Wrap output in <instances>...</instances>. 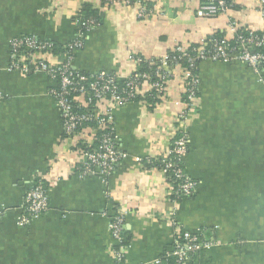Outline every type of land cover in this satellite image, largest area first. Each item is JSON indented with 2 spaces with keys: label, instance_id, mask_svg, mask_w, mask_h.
<instances>
[{
  "label": "crops",
  "instance_id": "obj_1",
  "mask_svg": "<svg viewBox=\"0 0 264 264\" xmlns=\"http://www.w3.org/2000/svg\"><path fill=\"white\" fill-rule=\"evenodd\" d=\"M144 1L153 11L145 19L136 6L103 7L101 0H0V264H118L109 227L116 207L128 211L122 264H170L172 220L213 243L189 264H264V82L250 67L198 66V105L187 122L184 162L196 189L187 197L171 195L165 173L138 161L164 156L177 133L184 110L180 68L156 106L142 99L113 110L128 157L105 184L100 176L76 173L81 157L64 136L51 94L55 82L10 67L11 40L34 35L65 45L86 4L104 15L73 61L89 74L128 77L137 69L133 56L164 57L177 44L188 47L218 32L232 38L231 21L240 29L264 28V0H236L238 8L205 18L197 16L204 0ZM81 136L93 142L90 129ZM39 178L48 183L50 209L20 226L26 193Z\"/></svg>",
  "mask_w": 264,
  "mask_h": 264
},
{
  "label": "built area",
  "instance_id": "obj_2",
  "mask_svg": "<svg viewBox=\"0 0 264 264\" xmlns=\"http://www.w3.org/2000/svg\"><path fill=\"white\" fill-rule=\"evenodd\" d=\"M106 6L123 4L136 6L140 19L153 15L152 8H148L144 0H101ZM232 5L226 0L203 1L197 10L199 17H216L227 14ZM264 18V1L259 8ZM77 29L73 40L64 45V52L58 55L52 52L54 41L39 39L37 36H20L10 42L11 69L23 74L45 73L54 82L55 87L51 94L57 104L63 120L64 136L72 139L76 146L90 144L81 136L82 127L89 121H97V127L90 130L93 137L101 130L98 136V147L94 149H82L81 162L75 168L81 177L100 176L105 184L113 175L116 167L127 159V153L121 149L115 127L113 110L129 103L136 102L140 96H146L153 91L157 92L161 99L165 97L167 83L172 78L176 68L182 70L184 82V110L178 115L177 133L172 140L169 149L164 155L162 170L169 183L170 190L178 197L190 196L196 189V183L185 172L184 162L189 151V133L187 122L191 113L198 105V91L200 77L196 72L201 62L240 63L250 67L259 79L264 82V28L260 31L245 28L240 29L235 22L229 23V28L234 33L232 38L226 36L211 35L189 51L182 44L175 46L173 55L147 59L151 65H156V76L160 81H152V74L134 71L128 77H120L108 72H97L87 77L81 71L73 68L75 55L84 47L87 34L96 30L99 24L93 20L76 21ZM81 27V28H79ZM85 30V32L83 31ZM88 36V35H87ZM48 57H55L57 62H51ZM136 64L143 61L140 55L133 56ZM155 59L159 63H155ZM186 62V66L183 65ZM125 81L121 85L120 82ZM87 100H97L106 104V111L97 109L94 113L83 114L76 111L73 94ZM1 100V96H0ZM98 134V133H97ZM79 139V140H78ZM151 162V159H147ZM138 161L143 164L144 159ZM50 209L49 188L45 180L39 178L27 191L24 201L23 213L18 219L20 226H28ZM128 211L122 207H116L110 222V230L114 242L117 244L114 250L116 263L122 264L126 257L128 246L124 244V224ZM175 229L174 248L166 253V258L173 259L172 264H189L200 252L211 248L213 243L203 241L196 235L184 231L174 220Z\"/></svg>",
  "mask_w": 264,
  "mask_h": 264
},
{
  "label": "trees",
  "instance_id": "obj_3",
  "mask_svg": "<svg viewBox=\"0 0 264 264\" xmlns=\"http://www.w3.org/2000/svg\"><path fill=\"white\" fill-rule=\"evenodd\" d=\"M133 1H135V0H133ZM204 1H208V0H204ZM226 1L228 4L232 5L233 9L238 8V6L236 5V0H226ZM101 4L103 5V7L106 6L105 1H101ZM146 4H147L148 8H152V6L150 4H148V3H146ZM103 17H104L103 11L99 8L93 7V5H90V4L84 5V7L81 9L80 13L78 14L79 20L85 21L88 19H93L99 24V26L102 25L104 22ZM79 28H81V27H79ZM83 31L85 32L84 29H83ZM87 35L88 34L86 32L85 39L87 38ZM216 35L217 36H223V34L221 32L216 33ZM194 47H197V44H191L190 46H188L189 51H192V49ZM52 52L55 53V55L56 54L61 55L64 52V45L59 44L57 42H54V48L52 49ZM174 53L175 52H173V50H172L169 52V55H173ZM141 57H142L143 61L139 64H136V68H137L136 71H138L139 73H150V74H152V81H160V78L156 76L157 66L151 65L149 60H146V58L143 56H141ZM53 58H55V57H53ZM155 63H159L157 59H155ZM183 65L186 66V62H183ZM196 72H198V71H196ZM81 73H83L84 75H86L89 78L91 77V74H89V73H85V72H81ZM120 84L121 85L125 84V81L120 82ZM71 98H73L75 100L74 104L76 106V111H78L79 113L91 114V113H94L97 109H100L102 111H106V108H105L106 104L103 102H100L97 100H92L89 102V100H87L86 98H83V97L81 98L80 95L76 94V93L73 94L71 96ZM142 99L147 100L148 105L150 107L156 106V104H158L162 100L160 98V96L158 95V93L154 92V91L151 94H148L146 96L138 97L136 99V101L142 100ZM97 124L98 123L96 120L86 122V124L82 127L81 131H85L87 129H90V130L95 129L97 127ZM96 131L98 134L96 133V136L93 138L92 143H90V144L84 143V144L78 145L77 150L79 152V155H80V152L82 149H87V148L94 149V148L98 147V136L101 135V130H96ZM163 158H164V156H162V157L160 156L157 158H146L143 161V165H145V167H149V168L155 167V168L161 169L163 167V164H162ZM147 159H151V162H149ZM116 169H117V167H116ZM46 184H48V183H46ZM47 188H49L48 185H47ZM171 195H174L172 191H171ZM124 244L127 246L129 245L128 235L126 233H125ZM165 259L171 261L170 264L173 263L172 258L168 259L165 257Z\"/></svg>",
  "mask_w": 264,
  "mask_h": 264
}]
</instances>
